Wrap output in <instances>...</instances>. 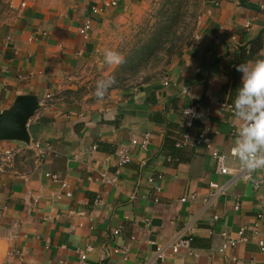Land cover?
I'll list each match as a JSON object with an SVG mask.
<instances>
[{
  "label": "crops",
  "instance_id": "1",
  "mask_svg": "<svg viewBox=\"0 0 264 264\" xmlns=\"http://www.w3.org/2000/svg\"><path fill=\"white\" fill-rule=\"evenodd\" d=\"M25 1L17 15L0 0V114L19 97L34 96L39 108L29 121V143L45 154L22 150L13 171L0 177V264H262L252 229L264 230V183L258 189L229 183L203 145H176L204 125L211 149L240 163L231 152L243 122L219 104L233 105L235 65L264 60V0H206L197 39L161 73L141 72L102 98L94 95L96 84L118 66L103 62L114 50L111 30L149 0H115V7H102V0ZM87 19L84 38L79 29ZM189 107L202 119L186 128L181 113ZM144 133L148 148H132L130 164L115 176L117 150ZM101 174L115 181L104 184ZM254 177L263 181L264 169ZM209 183L229 186L204 204ZM191 194L196 200L179 202ZM240 229L245 240L219 252L240 238ZM190 236L191 255L166 248ZM87 246L81 261L78 250ZM156 247H165L162 261Z\"/></svg>",
  "mask_w": 264,
  "mask_h": 264
},
{
  "label": "built area",
  "instance_id": "2",
  "mask_svg": "<svg viewBox=\"0 0 264 264\" xmlns=\"http://www.w3.org/2000/svg\"><path fill=\"white\" fill-rule=\"evenodd\" d=\"M15 0H4V2L8 5L11 11H16V14L19 15L21 10L25 8L26 6V1L25 0H19L18 7L13 9L12 3ZM102 7H115L117 6V1L115 0H102ZM101 12V9L98 8H93L91 10L92 14H97ZM91 20L87 19L83 25L79 29L80 35H82L84 38H87L88 32L91 27ZM195 39H197V36H194ZM6 42L10 40V36H6L5 38ZM0 72H2V69H0ZM164 85H167V82L164 81ZM50 98V95H47L46 100ZM187 109H192L194 110L195 113L200 114V111L198 110L197 107H189L186 108L182 111L181 117H182V123L184 127L186 128H191L193 123L195 121H200L201 114L199 118L196 116H187ZM219 110L220 111H228L230 113H233L232 111V106L228 105L226 103H220L219 104ZM203 122V121H202ZM210 130L207 126L203 125V129L199 132V134L195 136L191 135H184L182 139L177 143V147H181L184 145H203L207 151H209L210 156L215 162L216 165V173L219 174L220 176H230L231 179L229 183L234 182V181H242L249 183L253 189H258L262 183H264V180H258L255 179L254 175L255 172L253 171L251 173L245 171L240 163L237 164H232V159L230 157L226 156L223 153H220L216 150L211 149V139H210ZM150 134L149 133H144L139 139L138 138H133L131 139L130 143L127 146L121 147L117 150L116 152V163H115V176L118 175L119 170L130 164L131 162V155L130 151L134 147H138L142 150H146L148 146L150 145ZM35 150L39 157L43 156L45 154L44 148H42L39 143L37 142H32L29 144H22V146L17 145V144H6L3 145L0 142V177L6 174H9L13 171L14 166H15V161H16V156L22 151V150ZM92 150H95V147L92 148ZM231 155H235L234 152H231ZM47 177L56 180V176L54 175H46ZM159 178V177H158ZM100 180L104 184H111L115 181V177H108L105 174L100 175ZM149 184L154 183V179L150 178L148 180ZM229 183L226 184H217V183H209V188L212 190V194L210 196L209 200H203L204 204L211 203V201L218 195H224L227 191V188L229 186ZM62 187L65 188L66 185L65 183L62 184ZM157 191H159V188H156ZM66 197H70L71 194L69 192L65 193ZM36 199H34L35 201ZM187 200H196V196L194 194H191L187 197H182L179 199L180 203H184ZM155 202H157V199H155ZM95 205H101V198L99 196L96 197L94 201ZM235 209H238V206H235ZM214 219H217L214 217ZM114 235L118 234V231L115 230L113 231ZM239 239L234 240V239H228L219 249V252H223L227 248H233L235 247L239 242L244 241L245 238L243 237L244 235V229H240L238 232ZM252 239L254 240L255 244L258 247L259 252L263 256V262L264 264V230L260 231L257 227H254L252 229ZM191 242L192 238L187 237V238H179L173 243L169 244L166 248L170 250L172 254H177L181 250L187 251L188 254H192L191 252ZM91 251V247L87 246L84 251H79L78 253L80 255V260L83 261L86 258V253ZM114 253H120L123 255L125 258V252L120 250V249H114ZM156 253V258L160 261L164 259L165 256V247H156L155 249ZM234 260V259H233Z\"/></svg>",
  "mask_w": 264,
  "mask_h": 264
},
{
  "label": "clouds",
  "instance_id": "3",
  "mask_svg": "<svg viewBox=\"0 0 264 264\" xmlns=\"http://www.w3.org/2000/svg\"><path fill=\"white\" fill-rule=\"evenodd\" d=\"M103 62L118 65L122 63V57L116 51L107 50ZM235 71L239 73V83L232 111L234 117L243 123L235 135L233 152L242 168L251 173L264 169V60L235 65ZM220 79L215 76L213 80ZM115 82L111 76L98 81L94 95L102 98ZM185 91L196 98L187 88ZM190 115L200 116L194 110L187 109V116Z\"/></svg>",
  "mask_w": 264,
  "mask_h": 264
},
{
  "label": "rangeland",
  "instance_id": "4",
  "mask_svg": "<svg viewBox=\"0 0 264 264\" xmlns=\"http://www.w3.org/2000/svg\"><path fill=\"white\" fill-rule=\"evenodd\" d=\"M205 1L149 0L144 8L132 11L128 17L117 23L118 26L116 28L111 30L113 51L118 52L123 58L133 46L148 39L154 26L162 18H167L172 13L177 14L176 24L178 32L184 29L191 34L192 37L190 36V39H192L203 16ZM150 65L144 70L150 75H154L155 72L161 73L165 69L163 62L154 67Z\"/></svg>",
  "mask_w": 264,
  "mask_h": 264
},
{
  "label": "trees",
  "instance_id": "5",
  "mask_svg": "<svg viewBox=\"0 0 264 264\" xmlns=\"http://www.w3.org/2000/svg\"><path fill=\"white\" fill-rule=\"evenodd\" d=\"M176 19V13L162 18L148 39L137 43L123 56L122 63L110 75L116 82L108 90L124 87L128 80L144 72L149 64L154 67L163 62L165 68L170 64L172 58L191 40V34L186 30L178 32Z\"/></svg>",
  "mask_w": 264,
  "mask_h": 264
},
{
  "label": "water",
  "instance_id": "6",
  "mask_svg": "<svg viewBox=\"0 0 264 264\" xmlns=\"http://www.w3.org/2000/svg\"><path fill=\"white\" fill-rule=\"evenodd\" d=\"M38 108L34 96L19 97L9 110L0 114V141L29 144V121Z\"/></svg>",
  "mask_w": 264,
  "mask_h": 264
}]
</instances>
